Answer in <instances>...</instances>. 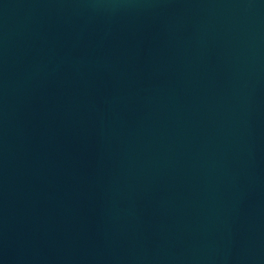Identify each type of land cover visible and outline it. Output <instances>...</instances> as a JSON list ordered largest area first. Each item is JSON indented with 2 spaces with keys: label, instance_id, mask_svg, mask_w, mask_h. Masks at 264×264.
I'll use <instances>...</instances> for the list:
<instances>
[{
  "label": "water",
  "instance_id": "1",
  "mask_svg": "<svg viewBox=\"0 0 264 264\" xmlns=\"http://www.w3.org/2000/svg\"><path fill=\"white\" fill-rule=\"evenodd\" d=\"M0 264H264V0H0Z\"/></svg>",
  "mask_w": 264,
  "mask_h": 264
}]
</instances>
